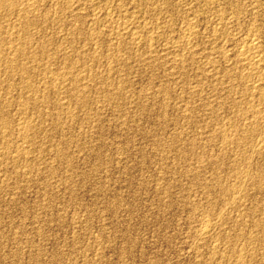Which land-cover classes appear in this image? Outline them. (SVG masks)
Listing matches in <instances>:
<instances>
[{
    "label": "rangeland",
    "instance_id": "374dc122",
    "mask_svg": "<svg viewBox=\"0 0 264 264\" xmlns=\"http://www.w3.org/2000/svg\"><path fill=\"white\" fill-rule=\"evenodd\" d=\"M25 1L0 3V264H264V150L257 155L251 149L260 138L264 142V127L250 130V137L239 127L250 126L256 109L262 114L264 101L243 91L245 66L225 58L255 35L264 59V0H78V15L55 0H35L37 11ZM23 7L32 10L25 13ZM19 23L25 29L21 36L5 34L22 28ZM140 23L150 31L139 33L133 45L124 26L134 30ZM189 28L197 38L185 51L181 37ZM10 46L24 52L12 58ZM9 62L26 63L27 71H9ZM43 65L54 69L44 71ZM62 77L66 89L45 85ZM22 78L34 81L36 90L20 86ZM250 99L256 109L239 111ZM230 127L240 130L231 135L240 142L235 155L220 137ZM205 228L211 230L201 234Z\"/></svg>",
    "mask_w": 264,
    "mask_h": 264
},
{
    "label": "bare ground",
    "instance_id": "6f19581e",
    "mask_svg": "<svg viewBox=\"0 0 264 264\" xmlns=\"http://www.w3.org/2000/svg\"><path fill=\"white\" fill-rule=\"evenodd\" d=\"M9 2V0H0V3L2 2V3H4V2ZM52 1V0H51ZM51 1H49V2H51ZM77 1L78 0H55L54 2H56L55 4H58L59 6L60 5H62L65 9H67V10H69L70 11V13L72 14V13H74L75 15L77 14V12H79V11H81L82 9L81 8H79V7H77L78 5H75L76 3H77ZM91 1V0H90ZM90 1L88 2V3H90ZM210 1V0H209ZM7 2V3H8ZM22 2V1H21ZM27 2V4L29 5V6H31V7H33V11H35V9H36V6L37 5H35V3H36V1L35 0H26L24 3H26ZM80 2V1H79ZM79 2H78V4H79ZM82 2H83V0H82ZM86 2V0L83 2V3H85ZM96 2V1H95ZM152 2V1H151ZM96 3H98V2H96ZM140 3V2H139ZM159 3V2H158ZM207 3V2H206ZM214 3V2H213ZM37 4V3H36ZM39 4V3H38ZM50 4V3H49ZM80 4H82V3H80ZM87 4V3H86ZM100 4V3H99ZM179 4V3H178ZM177 4V5H178ZM215 4V3H214ZM232 4V3H231ZM95 5V4H94ZM166 5H167V3H166ZM176 5V4H175ZM187 5V4H186ZM211 5V4H210ZM82 6V5H81ZM96 6H98V5H96ZM138 6V5H137ZM157 6V5H156ZM185 6V5H184ZM38 7V6H37ZM112 7V6H111ZM211 7V6H210ZM28 8V7H27ZM40 8V7H39ZM39 8H38V10H39ZM56 8V7H55ZM63 8V9H64ZM97 8V7H96ZM157 8V7H156ZM180 8H181V6H180ZM1 9V8H0ZM6 9H7V7H6ZM9 9V8H8ZM21 9V8H20ZM147 9H148V7H147ZM146 9V10H147ZM168 9V8H167ZM184 9V8H183ZM197 9H199V8H197ZM14 11H15V9H13ZM17 10V9H16ZM21 10H23L25 13H27L29 10H32V9H26V7H23ZM62 10V9H61ZM84 10V9H83ZM86 10V9H85ZM119 10V9H118ZM225 10V9H224ZM6 11V10H5ZM18 11H20L19 10V8H18ZM22 11V12H23ZM36 11H37V9H36ZM48 11V10H47ZM50 11V10H49ZM56 11V10H55ZM91 11V10H90ZM107 11V10H106ZM110 11V10H109ZM151 11V10H150ZM157 11V10H156ZM159 11V10H158ZM219 11V10H218ZM0 12H1V10H0ZM83 12V11H82ZM88 12V11H87ZM98 12H100V11H98ZM148 12V11H147ZM189 12V11H188ZM226 12V11H225ZM5 13V12H4ZM15 13H16V11H15ZM55 13V12H54ZM61 13V12H60ZM107 13V12H106ZM135 13V12H134ZM158 13V12H157ZM183 13V12H182ZM224 13V12H223ZM247 13V12H246ZM9 14V13H8ZM53 14V13H52ZM59 14V13H58ZM82 15H83V13H81ZM110 14V13H109ZM144 14V13H143ZM154 14V13H153ZM225 14V13H224ZM227 14V13H226ZM231 14V13H230ZM1 15V14H0ZM13 15V14H12ZM21 15V14H20ZM40 15V14H39ZM56 15V14H55ZM70 15V14H69ZM78 15V14H77ZM95 15H96V13H95ZM100 15V14H99ZM112 15H113V13H112ZM134 15V14H133ZM149 15V14H148ZM180 15V14H179ZM14 16H17V14H15ZM59 16V15H58ZM85 16V15H84ZM101 16V15H100ZM103 16H104V13H103ZM102 16V17H103ZM114 16V15H113ZM116 16V15H115ZM144 16H146V15H144ZM159 16V15H158ZM193 16V15H192ZM191 16V18H196V17H192ZM212 16V15H211ZM224 16V15H223ZM1 17V16H0ZM7 17V16H6ZM9 17V16H8ZM10 17H12V16H10ZM41 17V16H40ZM53 17V16H52ZM60 17H61V14H60ZM59 17V18H60ZM222 17V16H221ZM221 17H220V19H221ZM14 18V17H13ZM12 18V19H13ZM16 18V17H15ZM19 18V17H18ZM58 18V17H57ZM63 18V17H62ZM93 18V17H92ZM95 18V17H94ZM106 18V17H105ZM104 18V19H105ZM116 18V17H115ZM226 18V17H225ZM235 18V17H234ZM10 19V18H9ZM25 19V18H24ZM54 19V18H53ZM55 19H56V17H55ZM54 19V20H55ZM76 19V18H75ZM90 19V18H89ZM151 19V18H150ZM154 19V18H153ZM158 19V18H157ZM218 19V18H217ZM228 19V18H227ZM255 19V18H254ZM3 20V19H2ZM21 20V19H20ZM45 20V19H44ZM48 20H49V17H48ZM77 20V19H76ZM80 20V19H79ZM92 20V19H91ZM94 20V19H93ZM110 20V19H109ZM197 20V19H196ZM219 20V19H218ZM236 20V19H235ZM22 21V20H21ZM37 21V20H36ZM61 21V20H60ZM97 21V20H96ZM95 21V22H96ZM100 21V20H99ZM115 21V20H114ZM158 21V20H157ZM193 21H194V19H193ZM212 21V20H211ZM222 21V20H221ZM1 22V21H0ZM45 22V21H44ZM55 22V21H54ZM107 22V21H106ZM109 22V21H108ZM163 22V21H162ZM173 22H174V20H173ZM229 21H227V23H228ZM236 22H237V20H236ZM5 23H8V20L5 22ZM14 23V22H13ZM13 23H11V24H13ZM25 23H27V22H25ZM25 23H23V24H25ZM39 23V22H38ZM56 23H58V21L56 22ZM91 23H92V21H91ZM90 23V24H91ZM114 23V22H113ZM168 23V22H167ZM185 23V22H184ZM210 23V22H209ZM20 24V23H19ZM34 24V23H33ZM39 24H41V23H39ZM48 24V23H47ZM47 24H45V25H47ZM51 24V23H50ZM104 24V23H103ZM141 24V23H140ZM146 24V23H145ZM161 24V23H160ZM164 24V23H163ZM166 24V23H165ZM186 24V23H185ZM196 24V23H195ZM220 24H222V26H224L223 25V22L222 23H220ZM226 24V23H225ZM10 25V23H8V26ZM14 25V24H13ZM21 25V27H22V23L20 24ZM131 25V24H130ZM133 25V24H132ZM136 25H137V23H136ZM175 25V24H174ZM193 25H194V23H193ZM198 25V24H197ZM227 25V24H226ZM6 26V25H5ZM7 26V27H8ZM105 26V25H104ZM114 26V25H113ZM134 26V25H133ZM148 25H143V24H141V25H139L138 24V27H136L134 30H132V28H131V30H129V26L127 27V26H124V30H126V31H128V33L131 31V35L132 36H134V37H132V43H133V38H134V40L135 39H137L138 37H136L139 33H143V31H145L146 32V27H147ZM158 26H161V25H158ZM221 25H219V27L218 28H220V27H222ZM230 26V25H229ZM254 26V25H253ZM12 27V26H11ZM78 27V26H77ZM81 27V26H80ZM120 28H121V26H119ZM150 27V26H149ZM153 27H154V25H153ZM189 27V26H188ZM258 27V26H257ZM256 27V28H257ZM99 28V27H98ZM174 28V27H173ZM187 28V27H186ZM217 28V30H219ZM243 28V27H242ZM37 29V28H36ZM35 29V30H36ZM95 29H96V27H95ZM119 29V28H118ZM223 29H224V27H223ZM259 30H260V28H258ZM5 30H6V28H5ZM78 30H80V29H78ZM81 30H82V28H81ZM98 30V29H97ZM97 30H96V32H97ZM119 30H121V29H119ZM152 30V29H151ZM214 30V29H213ZM212 30V31H213ZM250 30V29H249ZM23 31H25V29H24V27H22V28H18V27H13V28H11V29H8L6 32H5V34H7L9 37H19V35L21 36L22 35V32ZM32 31V30H31ZM33 31H34V29H33ZM88 31V30H87ZM87 31L85 30V34H87ZM93 31V30H92ZM101 31V30H100ZM114 31V30H113ZM118 31V30H117ZM148 31H150L149 29H148ZM147 31V32H148ZM153 31H155L154 29L152 30V32ZM184 31V30H183ZM186 31V30H185ZM206 31V30H205ZM226 31V30H225ZM238 31V30H237ZM254 31V30H253ZM30 32V31H29ZM65 32V31H64ZM79 32V31H78ZM112 32V31H111ZM121 32V31H120ZM123 32V31H122ZM147 32H146V36L149 34H147ZM198 32V31H197ZM228 32H229V30H228ZM251 32V31H250ZM249 32V33H250ZM255 32V31H254ZM82 33V32H81ZM91 33V32H90ZM100 33V32H99ZM107 33V32H106ZM105 33V35H107ZM109 33H110V31H109ZM211 33V32H210ZM214 33H215V31H214ZM216 33H217V31H216ZM253 33V32H252ZM256 33H257V30H256ZM255 33V34H256ZM27 34V33H26ZM77 34V33H76ZM102 34H103V32H102ZM113 34V33H112ZM120 34L121 33H116V37H118V36H120ZM167 34V33H166ZM194 34H195V32H194ZM34 35V34H33ZM74 35V34H73ZM87 35H89V34H87ZM91 35V34H90ZM104 35V36H105ZM124 35H125V32H124ZM129 35V34H128ZM142 35V34H141ZM152 35V34H151ZM163 35V34H162ZM175 35V34H174ZM186 35V34H185ZM193 35V29L192 28H189V30H188V33H187V35L186 36H184L183 38L181 37V42L183 43V44H185V51H186V48H187V46L192 42V36ZM249 35H251V34H249ZM248 34L246 35V36H249ZM25 36V35H24ZM66 36V35H65ZM103 36V35H102ZM126 36V35H125ZM145 36V35H144ZM158 36V35H157ZM156 36V37H157ZM178 36V35H177ZM176 36V37H177ZM214 36H215V38H216V35L214 34ZM258 36V35H257ZM3 37V34L0 32V39H1V41H2V38ZM44 37V36H43ZM86 37V36H85ZM92 37V36H91ZM121 37H123V35H121ZM131 37V36H130ZM152 37H153V35H152ZM179 37V38H180ZM195 37V36H194ZM193 37V38H194ZM241 37V36H240ZM254 37H255V35H254ZM254 37H247V38H245V39H243V42H242V45L240 46L239 44V46H240V49L238 50V49H236L237 50V52H232V53H234V54H231V55H229V52H227V54H228V56H226V53H225V58H227L228 60H236V62H241V65L243 64L244 66H245V68L248 70V72H247V75H245V77H246V81H245V83H247L245 86H246V90H243V91H245L247 94H251L250 96H252L253 97V95H252V92H255V95H256V93H258V95H259V97H260V100H262L261 102L263 103V101H264V66H263V61H264V59L261 57L262 55L260 54V48H262V45L259 43V40H257V38L258 37H256V38H254ZM15 39L16 41L18 40V39ZM63 38V37H62ZM109 38V37H108ZM141 38H142V36H141ZM140 38V39H141ZM146 38V37H145ZM148 38H150V36L148 37ZM154 38V37H153ZM151 39V40H154V39ZM195 38H197V37H195ZM218 38V37H217ZM223 38V37H222ZM238 38V37H237ZM8 39V38H7ZM20 39V38H19ZM57 39H58V37H57ZM116 39V38H115ZM120 39V38H119ZM119 39H118V41H119ZM127 39V38H126ZM160 39V38H159ZM172 39V38H171ZM226 39V38H225ZM236 39V38H235ZM241 39V38H240ZM259 39V38H258ZM65 40V39H64ZM75 40V39H74ZM101 40V39H100ZM111 40V39H110ZM124 40V39H123ZM142 40V39H141ZM144 40V39H143ZM157 40V39H156ZM155 40V41H156ZM176 40V39H175ZM208 40V39H207ZM211 40V39H210ZM215 40V39H214ZM221 40V39H220ZM4 41V40H3ZM6 41V40H5ZM12 40H9V41H7L8 43H10ZM20 41V40H19ZM26 41H28V40H26ZM26 41H25V43H26ZM71 41V40H70ZM107 41H109V39H107ZM114 41V40H113ZM113 41L111 42V43H113ZM136 41V40H135ZM138 41V40H137ZM150 41V40H149ZM236 41V40H235ZM60 42H61V40H60ZM75 42V41H74ZM100 42V41H99ZM123 42V41H122ZM126 42H128V41H126ZM167 42V41H166ZM172 42V41H171ZM180 42V43H181ZM205 42V41H204ZM227 42V41H226ZM225 42V43H226ZM233 42V41H232ZM237 42H238V40H237ZM3 43V42H2ZM35 43H37V42H35ZM83 43H85V42H83ZM131 43V42H130ZM144 43V42H143ZM178 43V42H177ZM179 43V44H180ZM194 43H196V42H194ZM235 43V42H234ZM239 43V42H238ZM22 44V43H21ZM101 44V43H100ZM121 44V43H120ZM157 44V43H156ZM156 44H155V46H156ZM188 44V45H187ZM210 44H212V43H210ZM217 44V43H216ZM263 44V43H262ZM7 45V44H6ZM10 45V44H9ZM26 45V44H25ZM36 45V44H35ZM129 45V44H128ZM133 45H134V43H133ZM143 45V44H142ZM161 45V44H160ZM167 45V44H166ZM171 45V44H170ZM178 45V44H177ZM187 45V46H186ZM235 45V44H234ZM19 46V45H18ZM13 47V46H10L9 47V49H8V51L12 54V55H9V56H13L14 54L17 56V54L18 53H23L24 52V48H19V47ZM117 46V45H116ZM145 46V45H144ZM148 46V45H147ZM146 46V47H147ZM154 46V45H153ZM181 46V45H180ZM235 46H237V45H235ZM24 47H26V46H24ZM32 47V46H31ZM77 47V46H76ZM167 47V46H166ZM171 47V46H170ZM174 47H176L175 45H174ZM182 47V46H181ZM205 47V46H204ZM213 47V46H212ZM219 47H221V48H223L222 46H220V44H219ZM46 48H47V46H46ZM56 48V47H55ZM65 48V47H64ZM67 48V47H66ZM68 48H70V47H68ZM148 48V47H147ZM154 48V47H153ZM178 48V47H177ZM220 48V49H221ZM226 48V47H225ZM239 48V47H238ZM62 49V48H61ZM115 50H116V48H114ZM113 49V50H114ZM145 49V48H144ZM184 48H182V50H183ZM187 49H189V48H187ZM193 49V48H192ZM203 49V48H202ZM56 50V49H55ZM59 50H60V48H59ZM62 50H64V49H62ZM71 50V49H70ZM74 50V49H73ZM84 50V49H83ZM163 50V49H162ZM223 50H224V48H223ZM228 50V49H227ZM32 51V50H31ZM45 51H47V50H45ZM79 51V50H78ZM118 51V50H117ZM149 51H150V49H149ZM178 51V50H177ZM190 51V50H189ZM193 51V50H192ZM202 51V50H201ZM206 51V50H205ZM204 51V52H205ZM209 51V50H208ZM219 51V50H218ZM229 51V50H228ZM232 51V50H231ZM61 52V51H60ZM64 52V51H63ZM70 53L71 52H73V51H69ZM77 52V51H76ZM111 52V51H110ZM116 52V51H115ZM114 52V53H115ZM156 52V51H155ZM194 52L195 51H193V53L192 54H194ZM226 52V51H225ZM25 53H26V51H25ZM34 53H37V52H34ZM56 53V52H55ZM58 53V52H57ZM118 53V52H117ZM120 53H121V51H120ZM216 53V52H215ZM26 54H29V52L28 53H26ZM72 54V53H71ZM71 54H69V55H71ZM91 54V53H90ZM101 54V53H100ZM111 54V53H110ZM221 54V53H220ZM219 54V55H220ZM223 54V53H222ZM6 55V54H5ZM32 55V54H31ZM33 55H35V54H33ZM54 55V54H53ZM63 55V54H62ZM94 55V54H93ZM138 55H140V54H138ZM184 55V54H183ZM29 56V55H28ZM44 56V55H43ZM52 56V55H51ZM63 56H65V55H63ZM74 56V55H73ZM76 56V55H75ZM82 56H85V55H82ZM91 56V55H90ZM95 56V55H94ZM106 56V55H105ZM114 56H116V55H114ZM117 56H118V54H117ZM116 56V57H117ZM187 56V55H186ZM224 56V55H223ZM3 57L4 56H0V62L3 60ZM6 57V56H5ZM22 57H23V55H22ZM45 57V56H44ZM52 57H54V56H52ZM51 57V58H52ZM92 57V56H91ZM115 57V58H116ZM189 57V56H188ZM12 58H14V57H12ZM16 58V57H15ZM26 58V57H25ZM25 58H23V60L25 59ZM29 58V57H28ZM36 57H34V59H35ZM40 58H41V56H40ZM39 58V59H40ZM47 58V57H46ZM79 58V57H78ZM85 58V57H84ZM97 58V57H96ZM142 58V57H141ZM212 58V57H211ZM218 58V57H217ZM224 58V57H223ZM44 59V58H43ZM50 59V58H49ZM80 59H81V55H80ZM89 59H90V57H89ZM94 59V58H93ZM108 59V58H107ZM162 59V58H161ZM171 59V58H170ZM173 59V58H172ZM175 59V58H174ZM177 59V58H176ZM175 59V61H177ZM7 60V59H6ZM5 60V61H6ZM22 60V62H24ZM26 60V59H25ZM30 60H31V58H30ZM48 60V59H47ZM83 60V59H82ZM95 60V59H94ZM101 60V59H100ZM99 60V61H100ZM181 60V59H180ZM221 60V59H220ZM21 61V60H20ZM33 61V60H32ZM41 61H43V60H41ZM52 61H53V59H52ZM56 61V60H55ZM60 61V60H59ZM58 61V62H59ZM91 61V60H90ZM93 61V60H92ZM168 61V60H167ZM170 61V60H169ZM174 61V60H173ZM213 61V60H212ZM224 62H226L225 60H223ZM222 61V62H223ZM232 61H230V62H232ZM28 62V61H27ZM31 61H29L28 63H30ZM79 62V61H78ZM172 62V61H171ZM180 62V61H179ZM184 62H185V59H184ZM184 62H182V63H184ZM216 62V61H215ZM7 63V62H6ZM6 63H5V65H6ZM15 63H17V62H15ZM35 64H36V62H34ZM34 63H33V65H34ZM49 63V61L47 62V64ZM61 63V62H60ZM123 63V62H122ZM214 63V62H213ZM3 64V63H2ZM24 64H26V63H24ZM24 64H18V65H16V66H13L14 65V63H11V62H9V64H8V66H7V69H9V71L11 70L12 72L13 71H15L16 70V67H18L19 69H21L20 70V72L22 71L23 72V70L24 69H26L27 67V65L28 64H26V66L24 65ZM42 64V63H41ZM56 64V63H55ZM64 64V63H63ZM69 64H71V63H69ZM112 64V63H111ZM181 64V63H180ZM216 64V63H215ZM229 64V63H228ZM233 64V63H232ZM1 65V64H0ZM36 65H39L38 63L36 64ZM58 65V64H57ZM214 65V64H213ZM231 65V64H230ZM240 65V66H241ZM31 66V65H30ZM71 66V65H70ZM82 66H84V65H82ZM200 66V65H199ZM224 66V65H223ZM239 66V67H240ZM15 67V68H14ZM37 66H35V67H33V69L35 68V70L37 69L36 68ZM53 67V66H52ZM50 68L49 66H47V65H43L42 67H41V69H43L44 71H50V70H53L54 68ZM66 67V66H65ZM110 67H112V66H110ZM109 67V68H110ZM215 67V66H214ZM232 67V66H231ZM237 68V66H234V68ZM5 68V67H4ZM76 68V67H75ZM74 67L73 68H71V70L73 69H75ZM78 68V67H77ZM76 68V69H77ZM82 68V67H81ZM80 67H79V69H81ZM107 68V67H106ZM173 68V67H172ZM176 68V67H175ZM31 69V68H30ZM40 69V68H39ZM57 69V68H56ZM59 69V68H58ZM57 69V70H58ZM64 69V68H63ZM67 69H69V67L67 68ZM75 69V70H76ZM83 69V68H82ZM84 69H85V67H84ZM216 69V68H215ZM239 69V68H238ZM5 70V69H4ZM66 70V69H65ZM70 70V69H69ZM70 70V71H71ZM106 70V69H105ZM180 70V69H179ZM207 70V69H206ZM237 70V69H236ZM243 70V69H242ZM17 71V70H16ZM25 71H27V70H25ZM24 71V72H25ZM29 71V70H28ZM78 71V70H77ZM76 71V72H77ZM87 71V70H86ZM96 71V70H95ZM101 71V70H100ZM114 71V70H113ZM208 71V70H207ZM211 71H212V69H211ZM226 71H228V70H226ZM235 71V70H234ZM239 71V70H238ZM1 72V71H0ZM3 72V71H2ZM24 72H23V74H24ZM30 72V71H29ZM39 74H40V72H39V70L37 71ZM57 73H58V71H56ZM73 72V71H72ZM79 73L81 72L80 70L78 71ZM77 72V73H78ZM179 72V71H178ZM203 72V71H202ZM209 72V71H208ZM215 72V71H214ZM240 72H242L241 70L239 71V74H240ZM4 73H5V71H4ZM15 73V72H14ZM33 73V72H32ZM35 73V72H34ZM33 73V74H34ZM42 73H44V72H42ZM64 73H66V71L65 72H63V74ZM86 73V72H85ZM90 73V72H89ZM92 73V72H91ZM94 73V72H93ZM103 73V72H102ZM117 73V72H116ZM211 73V72H210ZM228 73V72H227ZM243 73H244V71H243ZM16 74V73H15ZM14 74V75H15ZM20 74V73H19ZM44 74H47V72H45ZM60 74V73H59ZM1 75V74H0ZM13 75V76H14ZM21 75V74H20ZM36 75V74H35ZM38 75V74H37ZM43 75V74H42ZM41 75V76H42ZM53 75H56V77H57V74H53ZM71 75V74H70ZM115 75V74H114ZM242 75V74H241ZM3 75H1L0 76V79H1V77H2ZM11 76V75H10ZM21 76H23V75H21ZM47 76V75H46ZM52 76V75H51ZM64 76H66V75H64ZM78 76H79V74H78ZM81 76V75H80ZM84 76V75H83ZM86 76V75H85ZM103 76V75H102ZM223 76V75H222ZM251 76H255V78H251ZM8 77H9V75H8ZM40 77V76H39ZM55 77V78H56ZM75 78H76V75L74 76ZM94 77V76H93ZM100 77V76H99ZM109 76H107V78H108ZM242 77V76H241ZM240 77V78H241ZM7 78V77H6ZM51 78V77H50ZM54 78V79H55ZM59 78V77H58ZM67 77H65V78H63L62 77V80H59V81H57V80H52V81H49V82H47V83H45V81H44V83H45V85L47 84V86H49V87H53L52 89H57V90H60V89H62L63 90V88H64V80L63 79H66ZM70 78V77H69ZM68 78V79H69ZM95 78V77H94ZM97 78V77H96ZM101 78V77H100ZM222 78V77H221ZM3 79V78H2ZM9 79V78H8ZM24 79H25V77H24ZM30 79V78H29ZM45 79H47V77H45L44 79L42 78V80H45ZM67 79V80H68ZM74 79V78H73ZM90 79V78H89ZM177 79V78H176ZM5 80V79H4ZM22 80H23V78H22ZM22 80H20V81H22ZM26 80V79H25ZM25 80H23L24 82H22V84L20 83L19 85L21 86V85H23L22 87H24L26 90H32L34 87H35V82L33 81H30V80H27V81H25ZM85 80V79H84ZM109 80V79H108ZM243 80V79H242ZM3 81V80H2ZM8 81V80H7ZM35 81H37V79L35 80ZM79 81V80H78ZM221 81V80H220ZM229 81V80H228ZM233 81V80H232ZM10 82V81H9ZM67 82V81H66ZM72 82V81H71ZM83 82V81H82ZM3 83V82H2ZM77 83V82H76ZM244 83V84H245ZM7 84V83H6ZM10 84V83H9ZM9 84H7V85H9ZM38 84V83H37ZM80 84H81V82H80ZM79 84V85H80ZM18 84H17V86H19ZM70 85H72V84H70ZM89 85V84H88ZM121 85V84H120ZM11 86V85H10ZM9 86V87H10ZM43 86V85H42ZM68 86V84L66 85V87ZM111 86V85H110ZM199 86V85H198ZM48 87V88H49ZM66 87L64 88V89H66ZM123 87V86H122ZM208 87V86H207ZM0 88H1V86H0ZM7 88V87H6ZM18 88V87H17ZM23 88V89H24ZM37 88V87H36ZM40 88H43V87H40ZM76 88H77V86H76ZM79 88H81V87H79ZM85 88V87H84ZM96 88V87H95ZM197 88V87H196ZM232 88H233V86H232ZM243 88H245V87H243ZM2 89H4V88H2ZM8 89V88H7ZM6 89V90H7ZM14 89V88H13ZM22 88H20V90H21ZM35 89V88H34ZM44 89V88H43ZM42 89V90H43ZM68 89H69V87H68ZM68 89H67V91H68ZM234 89V88H233ZM5 90V91H6ZM36 90V89H35ZM41 90V91H42ZM48 90H50V88L48 89ZM71 90V89H70ZM73 90V89H72ZM77 90V89H76ZM8 91H10V90H8ZM40 91V92H41ZM44 91V90H43ZM46 91V90H45ZM44 91V92H45ZM52 91V90H51ZM54 91V90H53ZM114 91H116V90H114ZM232 91V90H231ZM242 91V90H241ZM240 91V92H241ZM1 92V91H0ZM20 92V91H19ZM22 92V91H21ZM25 92V91H24ZM27 92V91H26ZM26 92H25V94H26ZM33 92V91H32ZM44 92H43V96H44ZM50 92V91H49ZM62 92V91H61ZM60 92V93H61ZM8 93V92H7ZM23 93V92H22ZM28 93V92H27ZM42 93V92H41ZM55 93V92H54ZM82 92H79V94H81ZM85 93V92H84ZM237 93V92H236ZM235 93V94H236ZM6 94V93H5ZM4 94V95H5ZM9 94H11V93H9ZM24 94V95H25ZM49 93H47L46 94V96L48 95ZM74 94V96H75V93H73ZM76 94H78V93H76ZM202 94V93H201ZM231 94V93H230ZM241 94H242V92H241ZM35 95H36V93H35ZM41 95V94H40ZM105 95V94H104ZM154 95V94H153ZM157 95H159V94H157ZM243 95H245L246 96V94L245 93H243ZM2 96V95H1ZM6 96V95H5ZM8 96V95H7ZM69 96V95H68ZM77 96V95H76ZM87 96V95H86ZM85 96V97H86ZM167 96V95H166ZM229 96V95H228ZM11 97H13V96H11ZM15 97V96H14ZM26 97V96H25ZM31 97V96H30ZM33 97V96H32ZM36 97V96H35ZM62 97V96H61ZM84 97V96H83ZM258 97V98H259ZM34 98V97H33ZM32 98V99H33ZM48 98V97H47ZM55 98V97H54ZM64 98V97H63ZM65 98H67V97H65ZM80 98V97H79ZM78 98V99H79ZM92 98V97H91ZM241 98V97H240ZM254 98V97H253ZM256 99H257V97H255ZM13 99V98H12ZM24 99V98H23ZM22 99V100H23ZM36 99V98H35ZM58 99H59V95H58ZM77 99V100H78ZM85 99V98H84ZM84 99H81V100H83V102L85 103V100ZM106 99V98H105ZM145 99V98H144ZM202 99V98H201ZM2 100V99H1ZM30 100V99H29ZM28 100V101H29ZM34 100V99H33ZM60 101H61V98L59 99ZM67 100V99H66ZM90 100V99H89ZM222 100V99H221ZM251 100V99H250ZM248 101L247 103H246V105H245V107H243V109H239V111H241V110H247V111H250V110H255L256 108H254V107H256L255 106V104L254 103H252V102H255V101ZM255 100V99H254ZM18 101H20L19 99H18ZM28 101H26V102H28ZM32 101V100H31ZM36 101V100H35ZM40 101V100H39ZM41 101H44V102H46L45 100H41ZM50 101V100H49ZM63 101H64V99H63ZM79 101V100H78ZM97 101V100H96ZM147 101H148V99H147ZM244 101H245V99H244ZM257 101V100H256ZM5 102V101H4ZM10 102V101H9ZM16 102V101H15ZM32 102H34V101H32ZM55 102V101H54ZM62 102V101H61ZM82 102V103H83ZM138 102V101H137ZM143 102V101H142ZM18 104H19V102H17ZM21 103H23L22 101H21ZM20 103V104H21ZM57 103V102H56ZM214 102H212V104H213ZM258 103V102H257ZM1 104V103H0ZM6 105H7V102L5 103ZM9 104V103H8ZM29 104H31V103H28V105ZM86 104H88V103H86ZM209 104V103H208ZM215 104V103H214ZM231 104V103H230ZM242 104V103H241ZM241 104H239V105H241ZM243 104H244V102H243ZM11 105V104H10ZM23 105V104H22ZM26 105H27V103H26ZM42 105H43V103H42ZM59 105V104H58ZM64 105V107H65V104H63ZM211 105V103L209 104V106ZM224 105V104H223ZM236 105V104H235ZM260 105H264V104H261L260 103ZM20 106V105H19ZM55 106H57V105H55ZM54 106V107H55ZM61 106V105H60ZM69 106V105H68ZM67 106V107H68ZM219 106H220V104H219ZM259 106V105H258ZM257 106V107H258ZM4 107V106H3ZM23 107L24 108H26L25 107V105H23ZM29 107V106H28ZM61 107H63V106H61ZM61 107H59V108H61ZM213 107V106H212ZM215 107V106H214ZM213 107V108H214ZM237 107V106H236ZM263 107V106H262ZM6 108V107H5ZM8 108V107H7ZM30 108V107H29ZM110 108V107H109ZM210 108V107H209ZM240 108H242V106L240 107ZM258 108H260V106L258 107ZM18 109H20L21 110V108L19 107ZM32 109V108H31ZM69 109V108H68ZM68 109L66 110V111H68ZM217 109V108H216ZM237 109V108H236ZM7 110V109H6ZM9 110H10V108H9ZM27 109H25L24 111H26ZM40 110V109H39ZM62 110V109H61ZM64 110V109H63ZM185 110V109H184ZM211 110V109H210ZM4 111V110H3ZM23 111V109L21 110V113H23L22 112ZM49 111V110H48ZM65 111V110H64ZM213 111V110H212ZM239 111H237V112H239ZM252 111H250V112H252ZM27 112V111H26ZM40 112H41V110H40ZM54 112V111H53ZM69 112H71V111H69ZM98 112V111H97ZM1 113V112H0ZM4 113H5V111H4ZM7 113V112H6ZM5 113V114H6ZM20 113V112H19ZM21 113L19 114V116H21ZM44 113V112H43ZM42 113V114H43ZM86 113V112H85ZM243 113H245V112H243ZM242 113V114H243ZM263 113H264V110L262 111V114L261 115H259L260 114V112H259V110L257 111V109L255 110V111H253V113L252 114H254V119H253V117H252V119H253V121H252V123L250 124V122H249V124H250V126L249 127H244V124H243V126H239L241 129L242 128H244V129H242L241 131L242 132H245L246 134H248V136H249V131L250 130H254V129H257V128H262V127H264V115H263ZM8 114V113H7ZM250 114V113H249ZM252 114L250 115V116H252ZM9 115V114H8ZM41 115V114H40ZM59 115V114H58ZM77 115V114H76ZM183 115V114H182ZM230 115V114H229ZM2 116V115H1ZM4 116H6V115H4ZM46 116V115H45ZM99 116V115H98ZM8 117V116H7ZM80 117V116H79ZM2 118H4L3 116H2ZM27 118V117H26ZM49 118H51V117H49ZM71 118H73V117H71ZM88 118V117H87ZM7 119H9V117L7 118ZM17 119V118H16ZM19 119V118H18ZM35 119V118H34ZM58 119V118H57ZM70 119V118H69ZM20 120H22V119H20ZM62 120V119H61ZM91 120V119H90ZM237 120V119H236ZM235 120V121H236ZM240 120V119H239ZM250 120H251V117H250ZM3 121V120H2ZM5 121H6V119H5ZM5 121H3V123L5 122ZM9 121V120H8ZM7 121V122H8ZM234 121V122H235ZM13 122V121H12ZM18 122V121H17ZM44 122V121H43ZM263 122V123H262ZM6 123V122H5ZM15 123V122H14ZM24 123V122H23ZM77 123V122H76ZM247 123V122H246ZM2 124V123H1ZM8 124V123H7ZM9 124H10V122H9ZM8 124V125H9ZM15 124H18V123H15ZM213 124V123H212ZM231 124V123H230ZM229 124V125H230ZM239 124V123H238ZM11 125H13V124H11ZM11 125H9L10 127H11ZM24 125V124H23ZM28 125V124H27ZM29 125H30V122H29ZM45 125V124H44ZM66 125V124H65ZM228 125V126H229ZM232 125V124H231ZM230 125V126H231ZM245 125H247V124H245ZM20 126H22V123H21V125ZM54 126V125H53ZM233 126V125H232ZM7 127V126H6ZM24 127H25V125H24ZM234 127H235V125H234ZM28 128H29V126H28ZM35 128V127H34ZM71 128V127H70ZM27 128H25V130H26ZM30 129V128H29ZM33 129V128H32ZM42 129V128H41ZM235 128H233L232 129V127H230V128H225L224 130H221L220 131V137L222 138V141L224 142V144L227 146V147H230L231 148V146L232 147H234L235 148V151L233 150V153L232 154H234V152H237L236 151V149H241L240 148V146H239V144H240V142H239V144H238V141L236 142L235 141V139H233V136L231 137V135H236L237 133H239L240 132V130L239 129H235ZM25 130H22V129H20V133H22V135L23 136H25V135H27V133L26 132H23V131H25ZM35 130V129H34ZM16 132H17V128H16V130H15ZM46 131V130H45ZM257 131V130H256ZM261 131V130H260ZM28 132H29V130H28ZM241 132V135L243 134ZM252 132V131H251ZM254 132V131H253ZM26 133V134H25ZM258 133V132H257ZM13 134V133H12ZM252 134V133H251ZM250 134V135H251ZM253 134H256V133H253ZM3 135V134H2ZM18 135V134H17ZM37 135V134H36ZM219 135V134H218ZM257 135V134H256ZM262 135V134H261ZM19 136H20V134H19ZM31 133H30V138H31ZM64 136V135H63ZM245 136V135H244ZM253 136H255V135H253ZM252 136V137H253ZM1 137H3V136H1ZM21 137V136H20ZM34 137V136H33ZM236 137H238V135L236 136ZM240 137V136H239ZM242 137H243V135H242ZM242 137H241V139H242ZM250 137V136H249ZM5 138V137H4ZM28 138V137H27ZM215 138V137H214ZM221 138H220V140H221ZM245 138H246V136H245ZM245 138H244V140H245ZM260 137H259V134H258V137H257V139H259ZM6 139V138H5ZM18 139V138H17ZM22 139H23V137H22ZM62 139V138H61ZM179 139V138H178ZM249 138H247V140H248ZM260 139H262V138H260ZM259 139V140H260ZM11 140V139H10ZM25 139H23V140H21V141H24ZM246 140V141H247ZM251 140V139H250ZM253 140H255L256 141V139H253ZM258 140V142L257 143H252L253 145H252V147H251V149L253 150V153L255 152H257V153H260L262 150H264V149H259L260 148V145L262 144V143H264V142H262L261 143V141H259ZM5 141V140H4ZM25 141H27V140H25ZM46 141V140H45ZM242 141V140H241ZM262 141H264V140H262ZM27 142H29V141H27ZM249 142V141H248ZM251 142V141H250ZM253 142V141H252ZM46 143V142H45ZM245 143V142H244ZM243 143V144H244ZM3 144V143H2ZM25 144H26V142H25ZM38 144V143H37ZM242 144V143H241ZM19 145V144H18ZM249 145H250V143H249ZM248 145V146H249ZM7 146V145H6ZM19 146H21V145H19ZM28 146V145H27ZM42 146V145H41ZM244 146H246V145H244ZM244 146H242V147H244ZM247 146V147H248ZM250 147V146H249ZM16 148H18V147H16ZM23 148V147H22ZM21 148V149H22ZM41 148V147H40ZM229 148V149H230ZM19 149V148H18ZM21 149H20V151H21ZM27 149V148H26ZM31 149V148H30ZM29 149V150H30ZM58 149V148H57ZM224 149V148H223ZM233 149V148H232ZM231 149V150H232ZM5 150V149H4ZM7 150V149H6ZM24 150V149H23ZM22 150V151H23ZM261 150V151H260ZM8 151V150H7ZM22 151L20 152V153H22ZM27 151V150H26ZM37 151V150H36ZM212 151V150H211ZM242 151V150H241ZM250 151V150H249ZM249 151L247 152L248 154H249ZM260 151V152H259ZM68 152V151H67ZM240 152V151H239ZM242 152H245V151H242ZM13 153H14V151H13ZM17 153V152H16ZM28 153V152H27ZM26 152H25V154H27ZM225 153V152H224ZM238 153V152H237ZM250 153H251V151H250ZM256 153V154H257ZM262 153V152H261ZM15 154V153H14ZM30 153H28L27 155H29ZM39 154V153H38ZM217 154V153H216ZM244 154V153H243ZM248 154H246L247 156H248ZM10 155V154H9ZM34 155V154H33ZM235 155V154H234ZM238 155V154H237ZM249 155H251V154H249ZM258 155V154H257ZM264 155V154H263ZM13 156V155H12ZM19 156V155H18ZM26 156V155H25ZM241 156H242V154H241ZM259 156H261V155H259ZM23 157H24V155H23ZM41 157H42V154H41ZM240 157V156H239ZM244 157L246 158V156H245V154H244ZM249 157V156H248ZM1 158H2V156H1ZM21 158V157H20ZM213 158V157H212ZM234 158V157H233ZM242 158H243V156H242ZM25 159V158H24ZM27 159V158H26ZM29 159V158H28ZM237 159H238V157H237ZM237 159L235 160V161H237ZM251 159V158H250ZM243 160V159H242ZM248 160V159H247ZM0 161H2V160H0ZM245 161V160H244ZM15 162H16V160H15ZM18 162V161H17ZM216 162H217V160H216ZM239 162V161H238ZM11 163H13V162H11ZM241 163V162H240ZM3 164V163H2ZM233 164H234V162H233ZM242 164V163H241ZM244 164V163H243ZM264 164V163H263ZM17 165V164H16ZM25 165V164H24ZM218 165V164H217ZM245 165V164H244ZM246 165H248L247 164V162H246ZM236 166H237V164H236ZM235 166V167H236ZM250 167H251V165H249ZM257 166V165H256ZM214 167V166H213ZM242 167V166H241ZM245 167V166H244ZM229 168V167H228ZM237 168V167H236ZM239 168V167H238ZM253 168V167H252ZM18 169V168H17ZM26 169V168H25ZM251 169V168H250ZM30 170V169H29ZM253 170V169H252ZM22 171H23V169H22ZM246 171V170H245ZM254 171V170H253ZM263 171V170H262ZM261 171V172H262ZM241 172V171H240ZM244 172V171H243ZM249 170H247L246 171V173L245 174H247V176L249 175ZM260 172V171H259ZM30 174V173H29ZM251 174V173H250ZM261 174V173H260ZM260 174H259V177H260ZM8 175V174H7ZM6 175V176H7ZM243 175V174H242ZM241 175V176H242ZM264 175V174H263ZM5 176V175H4ZM219 176V175H218ZM238 176V175H237ZM246 176V177H247ZM250 176V175H249ZM249 176H248V178H249ZM254 176H257V175H254ZM23 177V176H22ZM11 178V177H10ZM237 178H239V177H237ZM237 178H236V180H237ZM250 178H252V177H250ZM256 178V177H255ZM258 178V177H257ZM14 179V178H13ZM243 179V178H242ZM253 179V178H252ZM261 179V178H260ZM263 179V178H262ZM216 180V179H215ZM256 180V179H255ZM264 180V179H263ZM221 181V180H220ZM238 181V180H237ZM239 181H240V179H239ZM238 181V182H239ZM242 181V180H241ZM244 181H245V179H244ZM260 181V180H259ZM236 182V181H235ZM248 182V181H247ZM256 182V181H255ZM254 182V183H255ZM222 183V182H221ZM234 183V182H233ZM237 183V182H236ZM257 183V182H256ZM255 183V184H256ZM262 183V182H261ZM264 183V182H263ZM4 184V183H3ZM228 184V183H227ZM241 184V183H240ZM221 185V184H220ZM262 185V184H261ZM245 186V185H244ZM244 186L242 185V187L244 188ZM263 186V185H262ZM3 187H4V185H3ZM229 187V186H228ZM234 187V186H233ZM241 187V186H240ZM253 187H255V186H253ZM259 187V190H260V186H258ZM257 187V188H258ZM264 187V186H263ZM251 188V187H250ZM233 189H235V188H233ZM264 189V188H263ZM242 190V189H241ZM243 191V190H242ZM233 192H234V190H233ZM222 194V193H221ZM236 194V193H235ZM232 195V194H231ZM240 195V194H239ZM245 200V199H244ZM259 202V201H258ZM259 204H261V202L259 203ZM258 204V205H259ZM233 205H234V203H233ZM236 205V204H235ZM262 206H264V205H262ZM260 206H258V208H259ZM264 209V208H263ZM254 213V212H253ZM258 214H259V212H258ZM264 222V221H263ZM207 223V222H206ZM219 223V222H218ZM260 223V222H259ZM222 224V223H221ZM208 225V224H207ZM214 225V224H213ZM205 227V226H204ZM255 228V227H254ZM262 228H263V226H262ZM211 229L210 228H205L203 231H201V234L203 233L204 235H206L207 233H209V231H210ZM212 231H214V230H212ZM213 234V233H212ZM260 234H261V232H260ZM259 234V235H260ZM247 235V234H246ZM259 235H257V236H259ZM208 236V235H207ZM263 236H264V234H263ZM250 237V236H249ZM260 237H261V235H260ZM201 239H203V238H201ZM215 239V238H214ZM250 239V238H249ZM253 239V238H252ZM257 239V238H256ZM251 240V239H250ZM260 240V239H259ZM202 241V240H201ZM253 241V240H252ZM256 241V240H255ZM258 241V240H257ZM259 243H260V241H258ZM251 244H253L252 242H251ZM255 244V243H254ZM262 244V243H261ZM257 245V244H256ZM255 246V245H254ZM215 248V247H214ZM212 251V250H211ZM253 252H254V250H253ZM264 252V251H263ZM263 252H261V254L260 255H262V253ZM215 253V252H214ZM224 254V253H223ZM253 255H254V253H252ZM257 255V254H256ZM214 256V255H213ZM252 256V255H251ZM240 257V256H239ZM253 257V256H252ZM259 257H261V256H259ZM258 257V258H259ZM243 258V257H242ZM254 258V257H253ZM257 258V259H258ZM261 258H264V257H261ZM245 259V258H244ZM212 260V259H211ZM222 261V260H221ZM241 261V260H240ZM258 261V260H257ZM260 261H262V260H260ZM219 262V261H218ZM242 262V261H241ZM240 262V263H241ZM256 262V261H255ZM230 263V262H229ZM245 263V262H244ZM243 263V264H244ZM258 263V262H257Z\"/></svg>",
    "mask_w": 264,
    "mask_h": 264
}]
</instances>
